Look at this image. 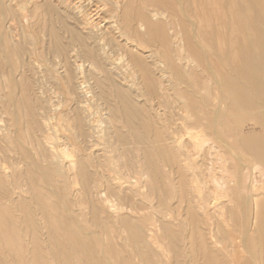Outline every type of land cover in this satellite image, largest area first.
I'll return each mask as SVG.
<instances>
[{
  "label": "rangeland",
  "instance_id": "obj_1",
  "mask_svg": "<svg viewBox=\"0 0 264 264\" xmlns=\"http://www.w3.org/2000/svg\"><path fill=\"white\" fill-rule=\"evenodd\" d=\"M75 1L0 0V156L3 155V163L14 173L12 185L16 189L10 197L0 196V264H142L139 257L135 256V251L140 250L141 254L154 260L157 257L162 259L159 254L161 249L171 259L174 256L180 264L184 260L201 264L198 232L207 236L208 228L218 237L226 236V231H230L243 244L236 247L235 251L226 247L225 254L219 253L221 258L228 256L242 261L247 258L246 246L258 252L259 237L264 234V188L257 195L256 205L257 223L262 233H256L253 228L243 233L245 224L253 214L251 204L247 201V190L238 194L241 199L239 206L227 202V196L222 198L225 201V220L229 224L224 226L217 215L218 211L214 210V213L208 215L198 213L193 206L192 195L181 190L186 187V178L181 171L175 172L170 178L159 173L162 170L161 162L155 160L153 155L162 141H159V115L155 114L156 110L166 112L167 97L160 96V105L156 99L146 104L142 99L139 100V107L142 106L148 113L142 119L137 116L132 120L135 132L142 137L139 144L133 136L126 134L114 97L103 92L107 102L100 108L95 100L89 98V93H84L68 46L70 38L73 41L77 39L76 35L80 31V24L76 26L79 22L78 11L86 2L80 6L74 3V6L72 3ZM143 1L148 11L161 2L169 6L170 10H179L178 0H127L130 15L136 12V5ZM180 1L190 14L193 7H196V18H193L199 22L198 32L208 44L214 66H220L232 84L239 83L244 87V102H255L253 108L243 113L260 114L264 120V101L261 102L257 94L247 88L246 80L247 75L253 71L256 75L258 71H252L245 63L247 57L259 64L264 55V49L258 45L260 34L264 31V23L261 21L264 16V0ZM159 27L160 30L148 37V46L142 48L146 50L144 53L152 51L153 44L165 34L164 25ZM185 28L191 32L190 24ZM121 42L123 39H120ZM261 68L263 71V66ZM86 71L87 68L83 73L84 79L92 84L94 92H98L99 86L93 80L94 72ZM114 77L122 81L120 77ZM190 77L192 79L194 74ZM84 101L91 104V109L100 112V115L115 113L111 118L112 125L126 135L123 147L114 148L113 165L120 173L124 202L132 210L129 213L125 209L113 213L100 200H95L92 193L85 191L89 184L87 178L77 176L76 187L71 185L72 171L67 172V158H61L60 154L63 153L59 154L57 147H66L80 164L89 162L90 155L85 147L91 139L97 137L88 127L91 115L81 106ZM243 113L235 117L242 120L247 116ZM51 117L53 120H49ZM52 121H55L54 124ZM142 121L147 126H142ZM101 137L108 138L103 132ZM100 141L103 143L104 139ZM101 146H97L99 150H93L94 155H104ZM142 146L145 148L144 157L148 155L145 161L141 157ZM103 163L107 168L108 163L104 158ZM146 163H151L158 171L155 176H147L142 194L134 189L133 181L138 178L139 171L144 174L149 172ZM258 167L262 168V165ZM199 178L203 179L201 176ZM257 181L260 184L264 182L261 172L257 173ZM0 188L9 190L5 183H0ZM175 208L181 213L176 221L178 223L162 217L168 232L161 228L157 230L158 246H147L131 238V225L138 223L142 231H145L148 225L153 224L155 215L167 210L176 211ZM141 215L148 217L146 222L144 217L138 218ZM183 232L188 236L193 232L192 239H187L186 252L180 241Z\"/></svg>",
  "mask_w": 264,
  "mask_h": 264
},
{
  "label": "bare ground",
  "instance_id": "obj_2",
  "mask_svg": "<svg viewBox=\"0 0 264 264\" xmlns=\"http://www.w3.org/2000/svg\"><path fill=\"white\" fill-rule=\"evenodd\" d=\"M82 2L85 4L78 11L77 20L79 22L76 24V26L80 24L78 26L80 31L76 35V41H73V38L69 39L68 46H70L72 63H74L78 78L80 77L78 80L84 93L86 95L89 93V98L95 100L99 107L107 102L103 92L114 97V103L119 107L121 124L126 128V134L133 136L139 144L142 137L135 132L136 128L132 120L137 116L142 119L148 114L142 106L139 107L141 104L139 100L142 99L146 104L156 99L160 105V96L167 97L166 112L156 110L155 114V116L159 115L157 117L158 127L161 129L159 141H162L153 155L155 160L161 162L162 170L159 173L170 178L175 172L180 173L181 171L186 178V187L181 190L185 194L192 195L193 206L199 211L198 213L208 215L216 210L224 226H229V224L225 220V201L222 198L227 196V202L239 206L241 199L238 194L247 190V201L251 204L253 214L242 232L246 233L253 228L258 233L260 228L256 218L257 195L260 189L264 188V182L258 183L257 173L261 172L264 177V120L260 114L243 113L253 108L255 102H244L242 100L245 94L244 87L239 83L232 84L225 71L212 63L208 44L203 35L198 32L199 22L195 19L196 7H193V12L190 14L183 2L178 0L179 10H170L169 6L161 2L157 4V7L148 11L147 4L143 1L138 6L136 5V12L130 15L127 0H77L72 5L76 3L80 6ZM261 21L264 23V16L261 17ZM187 24H190L191 32L185 28ZM160 25H164L165 28L163 38L161 37V40L153 44L152 51L144 53L146 50L142 48L148 46V37L160 30ZM151 26L155 27L151 28ZM120 39H123V42L120 43ZM258 45L264 49V31L260 34ZM245 63L252 71L255 69L258 71L256 75L253 71L246 76L247 88L257 94L262 102L264 101V55L259 63L261 65L253 63L247 57ZM262 66L263 71H261ZM85 68H87L86 72H94L93 80L99 86L98 92H94L91 88L92 84L90 85L84 79ZM192 73L194 77L190 79ZM114 76L120 77L122 81L116 80ZM90 105L86 101L83 105L81 104L83 109L91 115L88 127L97 137L93 138L94 140L91 139L85 147L90 155L89 162L84 165L80 164L63 145L60 148L58 146L57 149L59 154L63 153V155L60 154L62 159L67 158L65 168L67 172L72 171L71 185L73 187L77 185V176L87 178L89 184L85 191L92 193L95 200H100L113 213H119L123 209L129 213L132 210L124 202L122 179L113 165L114 148L123 147L126 135L121 133L114 124L112 125L111 118L116 115L115 113L106 112L100 115V112L92 110ZM100 108L99 111H101ZM240 113L247 116L242 120L236 118L235 115ZM49 120H53L52 117ZM141 125L147 126V123L142 121ZM102 132L108 136L107 139L101 137ZM89 136L93 137L90 134ZM101 139H104L103 143H100ZM101 144L100 149L103 150L104 155L100 153L94 155L93 150H99L97 146ZM142 147L141 157L142 161H145L148 155L144 157L145 148ZM2 157L3 155L0 156V183H5L9 190L0 188V196L10 197L16 192L12 185L14 173L3 163ZM103 158L108 163L107 168L104 167ZM111 163L112 166H110ZM150 164H147L149 172L144 174L139 171L138 178L133 181L134 189L142 194L143 188L146 187L147 176H155L158 171L157 167ZM259 164L262 168L258 167ZM22 190L25 188L20 191ZM112 196L115 197L112 198ZM175 210L173 212L167 210L155 215L153 224L148 225L145 231H142L138 223L131 225V238L144 242L147 246H158L157 230L161 228L168 232L165 230L166 225L162 223V217L176 222L181 213L180 210L176 208ZM91 213H94L92 207ZM140 217H144L145 222L148 219L146 215L138 216ZM205 222L207 223V217ZM142 232L144 233L143 238ZM226 232L227 235L222 237L213 235L210 228L207 229L206 237L200 231L198 232L201 264H264V234L261 231V238L258 234L260 242L258 252L246 246L247 258L242 261L234 257L221 258L219 256V253L225 254L228 246L235 251L236 247L243 245L238 236H232L230 231ZM192 233L190 232L189 236L184 232L181 234L180 241L183 243L182 249L185 252L187 239H192ZM173 253H175L174 250ZM134 254L139 257L142 264H180L174 256L171 259L162 249L159 253L162 259L157 257L152 260L141 254L140 250L135 251ZM183 264H194V262L184 260Z\"/></svg>",
  "mask_w": 264,
  "mask_h": 264
}]
</instances>
